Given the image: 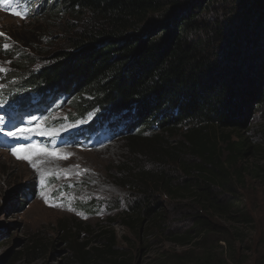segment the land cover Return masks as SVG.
Segmentation results:
<instances>
[{
    "label": "trees",
    "instance_id": "trees-1",
    "mask_svg": "<svg viewBox=\"0 0 264 264\" xmlns=\"http://www.w3.org/2000/svg\"><path fill=\"white\" fill-rule=\"evenodd\" d=\"M27 5L26 19L59 27L58 43L42 53L33 35L21 37L18 58L5 51L19 82L0 99L69 107L72 119L89 120L87 140L107 128L114 137L129 133L116 179L134 197L120 223L147 249L173 245L147 264H264V231L254 237L232 226L251 219L237 194L245 176L260 173L264 183V164H244L264 152L247 134L260 118L264 140V0ZM98 235V246L76 247L74 262L135 264L115 230Z\"/></svg>",
    "mask_w": 264,
    "mask_h": 264
},
{
    "label": "rangeland",
    "instance_id": "rangeland-1",
    "mask_svg": "<svg viewBox=\"0 0 264 264\" xmlns=\"http://www.w3.org/2000/svg\"><path fill=\"white\" fill-rule=\"evenodd\" d=\"M24 13L20 0H0V68L6 70L0 71V96L12 91L9 84L19 82L10 79L14 61L5 51L18 58L24 49L21 37L32 39L33 35L45 48L42 53L58 43L59 27L39 16L26 19ZM42 56L39 54L37 60L45 64ZM70 110L53 107L46 117L32 113L20 120L8 117L0 108V264H77L76 247L85 242L98 246V233L109 230L116 231L120 246L131 248L135 264L149 263L173 245L164 242L147 249V243L138 244V235L120 223L121 214L134 197L116 179L117 167L130 154L128 142L123 139L129 133L114 137L108 129L110 135H94L82 144L75 135L89 120L72 119ZM260 121L258 118L254 130L247 134L254 137V143L260 140L263 144L258 136ZM37 128L49 134H32L27 139L6 135L9 131ZM21 145L36 146L20 153L31 156V160L13 155L12 150ZM53 153L67 154L68 158ZM263 158L264 152H258L244 164L262 171ZM259 174H247L244 186L237 190L243 199L241 209L251 213V219L232 223L254 237L264 231V183ZM64 224L70 231H64ZM76 225L78 230L72 229Z\"/></svg>",
    "mask_w": 264,
    "mask_h": 264
},
{
    "label": "snow or ice",
    "instance_id": "snow-or-ice-1",
    "mask_svg": "<svg viewBox=\"0 0 264 264\" xmlns=\"http://www.w3.org/2000/svg\"><path fill=\"white\" fill-rule=\"evenodd\" d=\"M17 15H21L20 13H15ZM0 35H3V33H0ZM5 47H8V45H5ZM0 71H6L5 69L0 68ZM33 119H36L35 117ZM43 124V121H41V125ZM0 131H3L2 128H0ZM32 134H38V135H45V134H49L46 133L44 131L39 130V128L37 129H29V130H17L15 132L9 131L6 133V135L8 136H12L15 137L17 139H27L30 135ZM36 146L34 145H21L18 146V148H14L13 151V155H15L18 159H27V160H31V156L28 155H20L21 152L27 151L31 148H34ZM39 151H45L44 149H40ZM53 155H57L59 156L61 159H67L68 155H61L59 153H53ZM36 165L33 164V167H35Z\"/></svg>",
    "mask_w": 264,
    "mask_h": 264
}]
</instances>
